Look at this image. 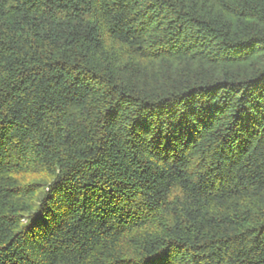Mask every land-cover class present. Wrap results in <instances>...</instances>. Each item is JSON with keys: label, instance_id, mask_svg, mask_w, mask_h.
I'll return each instance as SVG.
<instances>
[{"label": "trees", "instance_id": "trees-1", "mask_svg": "<svg viewBox=\"0 0 264 264\" xmlns=\"http://www.w3.org/2000/svg\"><path fill=\"white\" fill-rule=\"evenodd\" d=\"M0 264H264V0H0Z\"/></svg>", "mask_w": 264, "mask_h": 264}, {"label": "rangeland", "instance_id": "rangeland-1", "mask_svg": "<svg viewBox=\"0 0 264 264\" xmlns=\"http://www.w3.org/2000/svg\"><path fill=\"white\" fill-rule=\"evenodd\" d=\"M42 168L40 169V171L38 173H28L26 175H22V176H17V179L19 181H24V182H32L33 180H39L40 185L39 186H44L42 184L45 183V181H47L48 179L51 178L52 175H47L50 172V169L48 167H44L46 165H43V163L41 164ZM44 169V171L42 170ZM33 170V169H30ZM55 169H52V171H54ZM47 175V176H46ZM32 185V183H31ZM33 198V197H32ZM30 199V203H32L33 199Z\"/></svg>", "mask_w": 264, "mask_h": 264}]
</instances>
